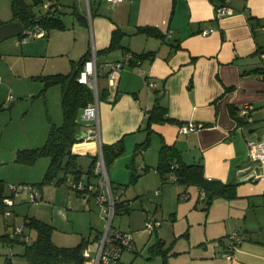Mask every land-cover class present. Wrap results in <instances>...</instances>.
Returning <instances> with one entry per match:
<instances>
[{"label":"crops","instance_id":"obj_1","mask_svg":"<svg viewBox=\"0 0 264 264\" xmlns=\"http://www.w3.org/2000/svg\"><path fill=\"white\" fill-rule=\"evenodd\" d=\"M228 1L233 11L217 18L210 0H57L54 14L62 27H51L39 37L13 36L14 40L2 46L5 57H11L7 62L9 71L14 69L13 79L73 71L91 51L98 64L121 59L125 52L153 51L138 65H124L114 87L108 88L106 79L98 91L99 141L81 138L87 140L88 158L83 159L87 163L98 154L99 142L122 140L123 152L107 167V176L115 189H122L121 198L131 189V197L123 198L131 201L125 211L129 229L143 226L148 214L160 220L152 244L160 241L168 264H264V162L249 160L248 144L249 140H264V79L251 71L264 65V0ZM37 7V13L48 9ZM11 17L2 22L11 21ZM145 26L158 33L136 31ZM115 30L124 33L122 44L128 50L96 53L109 44ZM139 65H145V70L133 67ZM2 83L3 77L0 87ZM12 87L10 84L9 90ZM59 92L61 101V88ZM156 97L171 119L157 123L159 147L162 140L174 144L185 163L203 164L207 178L235 184L234 197L215 196L206 206L199 187L177 183L172 171L161 176L156 168V146L143 151L141 159L132 156L147 136V113ZM14 98L13 93L0 91V103ZM230 105L244 115L246 123H237L229 113ZM242 109L247 112L242 114ZM188 123L196 127L182 131L181 124ZM83 124L79 136L86 129ZM252 127L256 130L250 133ZM151 140L152 134L150 145ZM134 173L136 182L128 185ZM250 174L253 176L247 179ZM6 176L0 174V179L5 182ZM37 188L41 194L38 201L46 199L44 204L51 210L52 222L43 221L52 224L56 244H68L63 235L69 223L65 208L69 206L64 203L86 206L73 193L90 202L89 207L99 206V218L93 212L91 219L102 228L100 205L93 197L85 198L64 184L44 183ZM184 191L185 198L181 196ZM137 200L142 207L139 210L133 208ZM101 228L95 237L91 232L82 237L88 240L90 254L96 250ZM235 231L243 240L232 257L226 258L227 236ZM134 245L133 250H124L115 264H133L137 259L142 264H161L160 255L136 257L135 239Z\"/></svg>","mask_w":264,"mask_h":264},{"label":"trees","instance_id":"obj_2","mask_svg":"<svg viewBox=\"0 0 264 264\" xmlns=\"http://www.w3.org/2000/svg\"><path fill=\"white\" fill-rule=\"evenodd\" d=\"M45 2H49L50 6L43 7ZM10 4L12 11L11 20H18L21 22L23 29L39 25L43 27L47 33L51 27L63 26L59 16H55L54 14L55 11L58 10V7H56L58 5L57 0H30V2L27 0H11ZM39 5H42L43 9L48 8L47 11L40 13L35 12L34 7ZM1 22L0 20V23ZM136 31L158 33L155 28L149 26L137 27ZM123 35L124 33L121 31H113L109 44L96 53L109 52L117 48L126 49L127 47L122 44ZM19 36H23V34ZM128 53L131 55L128 64L138 65L141 60L147 58L153 51H130ZM89 54L83 56L78 61L73 71L34 76L43 83L40 91L41 93L45 92L50 86H60L62 122L60 125L52 124L50 126L48 137L41 146L18 150L15 160L25 164H32L38 157L47 156L49 162L43 177V181L45 182L52 181L54 184H64L70 187L69 184L65 182L67 176H72L75 181L82 180L83 182L85 181L86 183L92 184L96 182V180L94 182V179H97V174L94 172V164L97 155L91 158L88 169L85 172L86 177L84 178V172L80 168L78 162V153L73 151L74 144L82 139L79 138V128L82 124L79 114L84 106L94 100L92 89L88 85L77 80L79 70ZM102 65L103 64L97 63L99 68ZM251 71L256 72L264 79V65L256 67ZM98 97L100 98V93ZM229 113L236 119L237 123L241 124L247 122L244 115L240 116L237 112V108L232 105L229 106ZM164 120L171 119L166 115V108L159 102L158 97H156L155 103L147 113L145 123L147 136L142 142L136 145V151L143 150L150 144V132L153 123L163 122ZM123 149L124 145L122 140H118L111 144H101L106 168L123 152ZM156 168L163 178L167 173L172 171L177 183L185 187L191 184L199 187V190L204 192V198H202V200L206 202V206L215 196H235V184L207 178L204 175L203 164L200 161L185 163L176 146L166 143L164 140H162L159 149ZM60 173L62 176L58 175ZM136 177L137 175L134 173L130 180L132 181L136 179ZM2 182L3 181L0 179V184ZM76 191L81 195L78 190ZM1 197L2 195H0V202ZM129 201L130 199H123L120 197V200L116 204L115 214L120 212L121 209L128 211L130 207L128 204ZM1 211L2 206L0 205V212ZM23 224L27 230L29 229L27 231L30 236L29 242H26L20 235H11L10 232L0 235V238L4 241H21L24 244L22 255L26 258L27 264H82L84 262L85 257L83 255V249L88 244L86 238H82V240L75 245H58L52 239L53 226L51 223L43 221L35 216H25ZM7 226L8 223H6V227ZM160 244V241L157 240L149 247L150 254L147 258L160 255L162 258L161 264H168L166 249L162 248ZM8 246L11 247V244H8Z\"/></svg>","mask_w":264,"mask_h":264},{"label":"rangeland","instance_id":"obj_3","mask_svg":"<svg viewBox=\"0 0 264 264\" xmlns=\"http://www.w3.org/2000/svg\"><path fill=\"white\" fill-rule=\"evenodd\" d=\"M10 1L11 0H0L1 21L2 19H9L12 16ZM39 9H42V5L37 7V10ZM13 38L14 37H9L0 41V75L3 77V83L0 87V91L2 93H13L15 95L14 99H11L6 103H0V174L7 175L6 178L3 177L5 180L4 184L25 181L29 184H33V186L38 190L37 187L42 186L44 183L53 184L52 181H43L49 158L47 156H40L32 164H25L16 161L15 156L16 152L20 149L41 146L48 137L50 126L52 124H61L62 114L60 107V87L59 85H54L55 89H50L53 88L50 87L48 89L49 91H47L46 100L44 92H40L43 86L42 81L32 79L30 77H18V79H13L11 72H13L14 69L13 71H9L8 65L10 62H7L11 59V57H5V52L3 51L4 48L2 47L5 42H8V40H14ZM133 43H136V41H133ZM1 53L3 56H1ZM133 67H140L145 70V65ZM105 82L106 76L104 74L100 75L98 77V88H100ZM10 84H12L15 88L12 87V89L9 90ZM23 85L24 90L21 89ZM29 91H32L34 94H25L29 93ZM13 101L16 102L10 103ZM6 105L8 106L5 107ZM157 123L160 124L161 122L153 123L156 125L152 127L150 132L152 134L151 145L149 144L145 149L139 151H136L135 148L136 153L134 155V153L131 152L132 156H136L137 159H141V154L149 148V146L152 148L151 150H153L156 146L159 153V137L156 134L158 133L157 128L159 126ZM82 125L84 124L82 123ZM86 142L87 140L81 139L73 146V151L78 153V162L80 164V168L84 172V178L86 177L85 172L89 166V162L87 163V161L83 160L88 158L85 148ZM58 175L62 176L61 173ZM136 179L129 181L128 185H134ZM24 195V193L21 194L20 192L15 193V204L11 208V215L9 217H5L3 212H0V235L9 232L10 227H6V223H15L16 225H20L24 222L25 216L37 215L41 220L52 222L51 210L48 208L47 204H44L47 202L46 199L42 202L41 200L40 202H30L27 199L22 200V196ZM73 196L78 199V201H83L82 203L86 204L87 207L82 205L78 206V204L74 202H72V204L64 203L65 207L66 205L69 206V208H65L68 210L67 213L69 215V223L67 228L64 230L67 235H63V238L68 241V244H66L67 246L77 244L82 240V237H88L91 235L90 232L95 237L97 230L101 228L96 226L95 222L92 223L91 219L93 212L96 213V215L98 214L97 217L99 218V206L97 204H92V207H89L90 204L87 203L90 202L84 201L82 197H79L74 193ZM125 197H131V189L122 195V198ZM151 202L152 200L150 203ZM133 208H135V210L142 208L140 201L137 200ZM127 217L128 213L125 211L116 213L113 220L114 226H119L122 229H129L127 226ZM99 220V222L102 223L101 229H103L105 222L101 218ZM127 231H130L135 239L136 251H138V254L135 256L146 258L147 253L150 254L149 246L155 240V232L150 234L144 224L141 227L132 228ZM8 244H11L13 252L10 258L7 256L9 251L8 247H10ZM23 250L24 244L21 241H4L0 238V264H27L26 258L22 255ZM91 255L94 256L95 251H91ZM133 264L142 263L139 259H137Z\"/></svg>","mask_w":264,"mask_h":264},{"label":"built area","instance_id":"obj_4","mask_svg":"<svg viewBox=\"0 0 264 264\" xmlns=\"http://www.w3.org/2000/svg\"><path fill=\"white\" fill-rule=\"evenodd\" d=\"M109 1L119 2L121 0ZM210 1L213 5L217 18L230 14L233 11V8L230 6L228 0ZM43 5L44 7L50 6L49 2H45ZM204 32H207V30ZM22 34L25 38L39 37L44 36L46 34V30L39 25H34L23 29ZM130 57V53L127 52L121 59L108 61L100 68L97 66L94 51H91L88 58L85 59L77 75V80L88 85L92 89L94 100L84 106L79 115L80 120L86 124V129L84 130L82 138L87 140L97 138L99 141L98 77L104 74L107 79L108 88L114 87L117 76L123 66L129 63ZM150 85L153 84L150 83ZM246 112L247 110L245 109L241 110L242 114ZM194 127H196L194 124L188 123L181 124L180 129L182 131H186L193 129ZM248 144L249 160L254 163L264 162V140H249ZM94 172L97 174V179L94 184L86 183L82 180L75 181L72 176H67L65 178V182H67L72 189L78 190L83 197H93L96 200V202L100 205L101 215L105 222L100 238L98 239L95 255L92 256L89 250L85 247L83 249L85 260L82 264H115L124 250H133L135 245L134 237L130 231L121 230L113 224L116 204L120 200L122 189H115L109 181L100 142L99 151L94 164ZM157 191L158 190H156V192ZM18 192L25 193L26 199L30 202H37L41 198L40 192L32 184L25 182L4 184V182H2L0 184V195H2L0 205L2 206L1 212H3L5 217H9L11 215V208L15 204L13 195ZM181 196L185 198L187 197V193L184 191L181 193ZM200 196L201 198H204L203 191H200ZM128 204L131 205V201H129ZM159 224L160 220L155 216L150 214L146 216L144 226L150 234L157 230ZM8 227H10L9 232L11 235H20V237H22L26 242H29L30 236L23 223L20 225L8 223ZM242 240V234L236 231L229 233L227 236V251L224 256L226 258H231L233 251ZM8 248L9 251L7 256L10 258L13 252L11 247Z\"/></svg>","mask_w":264,"mask_h":264},{"label":"water","instance_id":"obj_5","mask_svg":"<svg viewBox=\"0 0 264 264\" xmlns=\"http://www.w3.org/2000/svg\"><path fill=\"white\" fill-rule=\"evenodd\" d=\"M22 31H23V25L18 20L1 22L0 23V41L6 38H9V37L18 36L22 34ZM255 130L256 128L252 127L248 131L251 133V132H254ZM83 134H84V131L81 132L79 137L81 138ZM252 176L253 174L248 175L247 179L251 178Z\"/></svg>","mask_w":264,"mask_h":264}]
</instances>
